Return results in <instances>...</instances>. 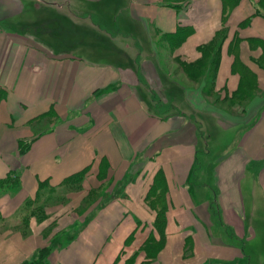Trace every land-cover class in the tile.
I'll list each match as a JSON object with an SVG mask.
<instances>
[{
    "label": "crops",
    "instance_id": "0c3cea01",
    "mask_svg": "<svg viewBox=\"0 0 264 264\" xmlns=\"http://www.w3.org/2000/svg\"><path fill=\"white\" fill-rule=\"evenodd\" d=\"M0 181L3 262L264 264V0H0Z\"/></svg>",
    "mask_w": 264,
    "mask_h": 264
},
{
    "label": "rangeland",
    "instance_id": "374dc122",
    "mask_svg": "<svg viewBox=\"0 0 264 264\" xmlns=\"http://www.w3.org/2000/svg\"><path fill=\"white\" fill-rule=\"evenodd\" d=\"M47 13V12H46ZM51 13H47V15H50ZM107 24V23H106ZM110 27H113V22H111L110 24H107ZM114 28V27H113ZM113 28L109 29L106 28V33H103L106 37V39H110L111 41L114 40L113 38V33H109V32H113ZM95 29L97 30V28L95 27ZM52 30V31H51ZM53 29V26L51 27V25L49 24H42V38L44 39L45 42L54 45L57 44L59 47L60 45H66L67 42L70 41V39L66 37V33H65V26L61 24H59V27L56 29ZM52 34V36H50ZM116 40H120V36L118 38H116ZM128 40V39H126ZM52 41V42H51ZM55 41V42H54ZM75 42L81 41V39H74ZM94 41H96L94 39ZM109 55V54H108ZM32 217V215H25L23 217V224L21 226L17 225L16 222L12 221V222H8V223H3L2 221H0V253L2 251V239L5 240L6 243H8V239L10 236L15 235V234H20L22 237H27L30 235V229H29V222H30V218ZM37 222L40 223L41 221L44 222L47 218L48 215H45L43 213H37L35 215ZM47 231H45L44 233H46ZM6 257H9V254H6ZM21 264L19 262L16 261H9L7 260L5 262L0 260V264Z\"/></svg>",
    "mask_w": 264,
    "mask_h": 264
},
{
    "label": "trees",
    "instance_id": "16d2710c",
    "mask_svg": "<svg viewBox=\"0 0 264 264\" xmlns=\"http://www.w3.org/2000/svg\"><path fill=\"white\" fill-rule=\"evenodd\" d=\"M185 34L186 33L184 31H179V34L174 35L175 36L174 42L177 44V41L183 39ZM6 183L7 182L0 181V187H3V185H5ZM0 221H2L1 216H0ZM162 221H164V217H163ZM162 224H163V222L162 223L160 222V226H159L160 229L162 228ZM48 251H49L48 248L39 250V251H37V253L35 254V256L32 259L25 261L21 264H43V262L47 256Z\"/></svg>",
    "mask_w": 264,
    "mask_h": 264
}]
</instances>
